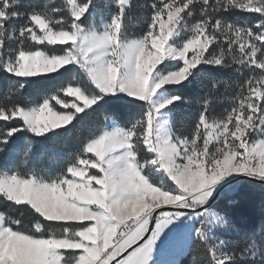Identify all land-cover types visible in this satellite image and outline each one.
<instances>
[{
    "label": "snow or ice",
    "instance_id": "snow-or-ice-1",
    "mask_svg": "<svg viewBox=\"0 0 264 264\" xmlns=\"http://www.w3.org/2000/svg\"><path fill=\"white\" fill-rule=\"evenodd\" d=\"M246 189L264 0H0V264H264Z\"/></svg>",
    "mask_w": 264,
    "mask_h": 264
},
{
    "label": "trees",
    "instance_id": "trees-1",
    "mask_svg": "<svg viewBox=\"0 0 264 264\" xmlns=\"http://www.w3.org/2000/svg\"><path fill=\"white\" fill-rule=\"evenodd\" d=\"M27 2V0H26ZM237 19L243 22V17H237ZM223 75L227 76V73ZM203 89L200 85H193L191 89L185 90L186 95L192 98L196 94H202ZM227 107V103L217 107L216 114L219 116L223 113V110ZM195 111L193 106L190 109L185 110V114L192 113ZM80 133V129H76L72 133V141H75V137ZM86 134V133H85ZM248 194L241 197L240 202L236 205H228L225 202H218L217 208L221 211V214L225 212L228 217L237 224H248L250 222H258L262 215H264V199L261 198L259 191L252 192L251 190H245ZM232 239H238L233 236Z\"/></svg>",
    "mask_w": 264,
    "mask_h": 264
},
{
    "label": "rangeland",
    "instance_id": "rangeland-1",
    "mask_svg": "<svg viewBox=\"0 0 264 264\" xmlns=\"http://www.w3.org/2000/svg\"><path fill=\"white\" fill-rule=\"evenodd\" d=\"M172 257L171 256H169V255H164V256H161L160 257V259H171Z\"/></svg>",
    "mask_w": 264,
    "mask_h": 264
}]
</instances>
